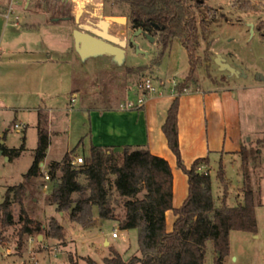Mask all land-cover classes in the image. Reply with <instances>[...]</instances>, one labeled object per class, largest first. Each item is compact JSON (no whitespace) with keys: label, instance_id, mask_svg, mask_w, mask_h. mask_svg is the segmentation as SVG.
I'll return each instance as SVG.
<instances>
[{"label":"rangeland","instance_id":"rangeland-1","mask_svg":"<svg viewBox=\"0 0 264 264\" xmlns=\"http://www.w3.org/2000/svg\"><path fill=\"white\" fill-rule=\"evenodd\" d=\"M201 2L202 6L212 7V13L217 12L219 17L209 26L197 49L196 60L201 58V61L193 78L189 79L190 90L207 86L234 87L223 95L226 104L237 103L234 117H228L229 122L223 129L211 116L209 132L211 144L213 139L217 145L223 143L227 134L228 145L232 146L233 138L240 147L239 151L225 155L222 150H215L213 160L201 165L205 170L212 169L216 205L223 204L224 196V186L218 176L223 163L221 157L227 164L223 165L230 183L227 204L235 206L243 202L245 188L255 190L257 201L258 232L232 229L230 253L224 257L223 264H264V26L260 28L264 25V0ZM82 3H86V7L80 22L89 17L118 16L122 9L114 7L109 0H18L13 7L12 0H0V14L10 13L12 8L10 24L13 22L15 28H23L20 29L23 51L12 52L5 43L12 24L5 27V21L1 24L0 20V142L4 143L5 131L10 147H19L27 136V148L12 159L0 149V202L9 185L24 179V173L34 160L39 135L38 108L48 110L50 107L51 130H56L48 148L47 162H41H46L44 166L49 169V163L61 160L66 152L72 156L90 155L92 144H96L92 140L90 108L121 107L129 101L138 102L144 93L148 94V103L152 95L159 93L143 88L147 78H151L164 95L170 94L171 86H175L178 93V83L187 79L190 57L178 37L167 47L159 34L156 40L137 37L139 46L148 53L128 46L122 61L113 54L83 58L74 37L75 28H81L76 17ZM120 16L128 19L126 15ZM109 31L129 38L134 34V26L130 20L127 23L110 21ZM42 40L51 48L46 50L48 45ZM30 49L38 51L30 52ZM47 57L52 64L40 62ZM74 88L79 91L71 95ZM73 97L76 98L74 105ZM5 105L21 108L15 110ZM233 153L234 156L227 157ZM36 182V194L26 199L25 206L35 220L33 226L40 223L43 229L23 233L20 207L15 204L17 222L7 225L0 221V264H91L85 259L88 256L99 264H106L105 257L112 254L113 246L118 247L125 259L139 253L137 228L122 229L118 218H102L96 205L91 220L81 223L71 216V208L59 209L57 203L47 200L55 179L50 188L43 186L40 176ZM78 197L79 193H75L74 198ZM113 197L115 202L120 199L115 188ZM123 212V204L117 205L116 215L120 217ZM53 220L62 228H54ZM115 229L119 236H113ZM40 234H43L42 239ZM105 237L111 238L113 243L105 244ZM216 256V247L209 240L206 264H216Z\"/></svg>","mask_w":264,"mask_h":264},{"label":"trees","instance_id":"trees-1","mask_svg":"<svg viewBox=\"0 0 264 264\" xmlns=\"http://www.w3.org/2000/svg\"><path fill=\"white\" fill-rule=\"evenodd\" d=\"M120 15L128 16L134 27H143L159 34L167 47L178 37L190 57L187 79L178 83L176 94L163 125L168 143L177 156L178 165L189 175V194L179 207L174 206V172L165 156L154 153L144 144H125L121 148L114 144H92L90 155L80 165L72 163L73 156L66 152L61 160H52L49 170L56 182L46 198L57 203L59 209H70L71 216L81 222L91 220L93 207L99 208L102 218H118L122 229L139 230V253L125 259L113 246L112 254L105 257L106 264H206L207 242L212 240L217 251L216 264L230 253L232 229L258 232L257 201L254 189H244V201L238 205L227 204L229 180L223 163L218 176L224 186L223 204L218 206L212 190L210 170L200 168L209 156L197 158L191 166L186 165L180 145V97L190 90L189 79L201 58L196 60L197 49L205 38L209 26L218 20L212 7L202 6V0H109ZM262 25L260 28H263ZM209 63V57L207 58ZM79 91L74 88L71 95ZM38 144L34 149V160L24 173V179L7 187L0 202V221L14 224L15 204L20 207L23 233L43 229L40 223L29 216L25 201L34 197L40 176L41 162L51 144L50 114L47 109H38ZM5 138V137H4ZM26 138L19 147H10L0 142V149L10 159L25 149ZM61 174H58V172ZM83 175V178H82ZM114 188L119 194L115 202ZM79 193L78 198L74 194ZM123 204L124 212L116 215L117 205ZM176 214L174 227L167 228V211ZM54 221V220H53ZM56 229L62 225L52 223ZM112 247V245H111ZM91 264H99L91 256L85 257Z\"/></svg>","mask_w":264,"mask_h":264},{"label":"crops","instance_id":"crops-1","mask_svg":"<svg viewBox=\"0 0 264 264\" xmlns=\"http://www.w3.org/2000/svg\"><path fill=\"white\" fill-rule=\"evenodd\" d=\"M0 15L3 17L2 18L0 16L1 24L4 23V21L5 27H8V25L12 24L11 30L9 31L10 34L5 40L7 48L12 49V52H22L23 47H21V43L23 44V34H21L20 31L23 28H15V26H13V22L10 24V16L8 17L7 14ZM43 44L46 46L48 45L46 50L51 48L49 46L50 44H48L46 41H43ZM32 51L36 52L38 49H30V52ZM46 59H42L40 62L45 61V63H51L50 57H47ZM228 90L233 91L234 87L231 85L222 87L207 86L206 88L188 90L181 94L179 113L180 145L186 165L191 166L192 163L199 157L209 156L210 160H213V155L215 153L213 151L215 150H222L223 155H225L227 152H235L237 150L239 151V144L236 145L233 138H231L232 146L228 145L227 134L225 135L223 143L217 145L216 141L213 139V145L211 144V136L209 132V127L211 126V116H213L215 124L221 123L223 129H225L226 124L229 122L228 117H234L237 110V103L228 105L226 104L225 98H223V95H225ZM236 94L237 93L234 95ZM175 96V93L157 96L152 95L149 98L148 103L145 102L144 104L136 107H93L90 108L92 111L89 114H91L92 120V140L93 142L95 141L96 144H114L119 148L125 144H144L147 145L154 153L168 158L174 172L173 203L174 206L179 207L183 204L189 194V175L178 165L177 156L170 147L168 138L163 129V125L168 115V109L171 106ZM222 100L223 103L220 102ZM71 103L74 105L73 100H71ZM0 106L2 107L1 99ZM5 106L15 110L21 108L20 106ZM48 111L50 114V131L52 143V134L56 130H51L52 118L50 107ZM86 113L88 114V112ZM17 124L18 123H16V125ZM7 134L8 132L5 131L4 143L6 145H8ZM217 154L220 156L219 153ZM230 156H234V153L233 155H227V157ZM46 158L47 156L45 157L44 161L47 162ZM220 161H222L223 164L227 166L223 157L220 158ZM46 162H44V164H46ZM210 171L212 172V169H210ZM175 219L176 214L174 210L169 209L167 211L168 230L173 229L174 225L172 227L171 224L173 220L175 222ZM104 240L105 242L106 240H109L110 243H113L111 238L105 237ZM115 247L118 249L117 246Z\"/></svg>","mask_w":264,"mask_h":264},{"label":"water","instance_id":"water-1","mask_svg":"<svg viewBox=\"0 0 264 264\" xmlns=\"http://www.w3.org/2000/svg\"><path fill=\"white\" fill-rule=\"evenodd\" d=\"M86 3H82V8L77 12V21L81 28H75V44L83 58L97 54H113L119 61L125 57V46L127 40L109 31L110 21H117L125 23L127 18L124 16L110 15L100 21H93L91 23H82L80 18L85 11ZM1 152H3L1 150ZM43 165V164H42ZM43 238V234L39 235ZM106 240L105 244H108Z\"/></svg>","mask_w":264,"mask_h":264},{"label":"built area","instance_id":"built-area-1","mask_svg":"<svg viewBox=\"0 0 264 264\" xmlns=\"http://www.w3.org/2000/svg\"><path fill=\"white\" fill-rule=\"evenodd\" d=\"M17 3H18V0H12V7L15 6ZM11 13H12V8L10 10V13L7 14V16L9 17ZM16 17L19 18V16H16ZM175 85H177V84H175ZM142 86H143L144 89H147L150 93L155 92V91H158L159 95H163L164 94V91L163 90H160L158 88L159 86H157L156 84H154V82L152 81L151 78H147L144 81V83L142 84ZM175 90H176V87L175 86H171L169 91H170V93H173L174 94L175 93ZM144 94H145L144 96H140L138 98V102H136V101L135 102L129 101L127 104H125L123 106H125V107H136V106H140V105L144 104L147 101V99H148V97H147L148 94L147 93H144ZM175 94H177V93H175ZM75 99H76L75 97L72 98L73 101ZM84 162H85V156L84 155L76 154V155L73 156L72 163L74 165H80V164H82ZM44 165L45 164H43L41 166H44ZM203 167L204 166H202V165L200 166V168L202 170H205V169H203ZM205 171H207V170H205ZM40 177H42V179H43V186L45 188H50L51 183L54 180L53 179V176H52V174L50 172V170L49 169H46L45 166L42 167V170H41V173H40ZM118 235H119V233L115 229L113 231V236L116 237Z\"/></svg>","mask_w":264,"mask_h":264},{"label":"flooded vegetation","instance_id":"flooded-vegetation-1","mask_svg":"<svg viewBox=\"0 0 264 264\" xmlns=\"http://www.w3.org/2000/svg\"><path fill=\"white\" fill-rule=\"evenodd\" d=\"M92 14L94 16L97 15L96 12H92ZM104 16L105 17H103V18H107L108 17V15H104ZM103 18L97 19L96 17H89V18H87L85 20V22H82V23H91L93 21H98V20L100 21ZM76 19H77V17H76ZM128 20H129V18H128ZM128 20H127V22H128ZM127 22H125V23H127ZM157 35L158 34L150 33V31H148L147 29H144L143 27H134V34L132 36H130L129 38H122V39H126L127 40V45L125 46L126 52H127L128 46H129V47H133L135 50H138L139 52H142V53L145 52L147 54L148 52L146 50L142 49V47L139 46V41H138L137 37H145V39L152 38L153 40H156ZM126 52H125V56H126ZM114 57L116 58L115 55H114Z\"/></svg>","mask_w":264,"mask_h":264}]
</instances>
